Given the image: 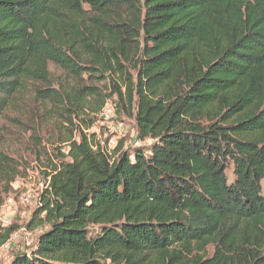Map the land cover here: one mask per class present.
Returning <instances> with one entry per match:
<instances>
[{
  "label": "trees",
  "instance_id": "trees-1",
  "mask_svg": "<svg viewBox=\"0 0 264 264\" xmlns=\"http://www.w3.org/2000/svg\"><path fill=\"white\" fill-rule=\"evenodd\" d=\"M108 102L147 146L79 129ZM35 104L44 229L5 264H264V0H0V119Z\"/></svg>",
  "mask_w": 264,
  "mask_h": 264
},
{
  "label": "rangeland",
  "instance_id": "rangeland-1",
  "mask_svg": "<svg viewBox=\"0 0 264 264\" xmlns=\"http://www.w3.org/2000/svg\"><path fill=\"white\" fill-rule=\"evenodd\" d=\"M50 70L55 74L60 72L52 64ZM25 102L28 103L27 100ZM37 107L38 104H35L32 113L10 111L9 116L0 119V150L16 156L25 165L23 176L17 178L13 183V192L3 196L0 205V233L5 234L7 229L10 230L5 241L8 242V248H2V243H0V264L7 263L16 252L29 251L35 243L37 235L44 229V226L40 225L31 228L26 226L39 202L40 193L45 188L47 180H45L44 172L49 171L45 164L34 160L30 145H28L31 138L27 126L34 125L31 122L32 118L37 115L44 117L45 114L41 108ZM17 117L23 120V124L18 125L12 120ZM57 125L60 128L63 127L55 120L49 119L46 123L41 124L40 134L45 138L46 132L53 133V127L56 128ZM78 126L84 134L93 135L102 149L111 154H117L122 150L132 151L135 147H145L151 141L148 137L141 139L134 117L117 114L111 102L104 106L91 126L88 128L82 124ZM225 173L228 179H232V163H228ZM26 191L31 195V202L28 204H24L20 200L21 195ZM9 197L14 198V203L7 205Z\"/></svg>",
  "mask_w": 264,
  "mask_h": 264
},
{
  "label": "built area",
  "instance_id": "built-area-1",
  "mask_svg": "<svg viewBox=\"0 0 264 264\" xmlns=\"http://www.w3.org/2000/svg\"><path fill=\"white\" fill-rule=\"evenodd\" d=\"M49 177L47 178V181H48ZM47 181H46V184H45V187L47 186ZM20 200L22 203L24 204H28L31 202V195L26 191L25 193H23L20 197ZM14 203V198H7V205H10ZM28 234V233H27ZM2 248H8V242H4L2 245H1Z\"/></svg>",
  "mask_w": 264,
  "mask_h": 264
}]
</instances>
